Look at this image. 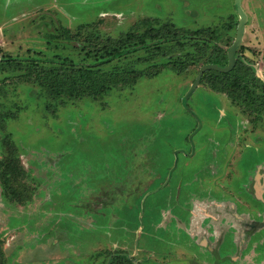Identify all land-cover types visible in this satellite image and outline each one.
Masks as SVG:
<instances>
[{
  "label": "rangeland",
  "instance_id": "obj_1",
  "mask_svg": "<svg viewBox=\"0 0 264 264\" xmlns=\"http://www.w3.org/2000/svg\"><path fill=\"white\" fill-rule=\"evenodd\" d=\"M241 6L235 60L260 80L253 102L203 79L189 95L204 61L193 48L181 68L159 59L95 98L52 95L35 77L52 58L90 63V44L131 28L167 24L227 51L234 0H0V264H106L121 252L264 264V0Z\"/></svg>",
  "mask_w": 264,
  "mask_h": 264
},
{
  "label": "trees",
  "instance_id": "obj_2",
  "mask_svg": "<svg viewBox=\"0 0 264 264\" xmlns=\"http://www.w3.org/2000/svg\"><path fill=\"white\" fill-rule=\"evenodd\" d=\"M143 23L147 24L149 20ZM172 28L173 26H167V24L160 28H145L141 31L131 28L119 37L107 38L104 42L90 44L92 45L91 48L87 47L86 50V52L92 53L94 57L90 63L80 65L70 58L61 60L52 58L51 61L55 64L41 66L39 70L41 73L37 72L35 77L37 82L46 87L52 95L61 94L68 98H82L83 96L95 98L103 93H109L108 91L115 85L133 86L138 78L145 74H148L149 77L151 73L149 70L154 69L157 63H160L161 60L159 59H165L166 64L172 66L180 63L181 68V63L192 57L189 51L191 48L197 49L196 51L199 52L198 55H195L196 60L204 59L201 67L205 64L221 66L227 64V51H223L220 47L207 50L200 46H205V42L201 41L191 43L182 41L179 39L180 34L178 32H182L183 29L173 30ZM201 32L202 29L196 30L195 36ZM193 34L194 32L191 33V36H194ZM139 50H142L139 56L127 59V56L130 57L131 53H136ZM182 53H184L183 56ZM121 56L127 59L125 63L117 65L119 62H116V66L110 70L103 68L105 64ZM157 57L159 58L156 59ZM237 57L236 55V64L230 71L221 72L212 68L205 69L198 83L202 79L208 80L215 90L227 93L233 101L238 100L239 102L245 97L247 101L253 102L254 99L251 96L260 88V80L254 76L253 72L250 73L248 66L239 61ZM137 65L143 66L137 68ZM162 65L165 64L162 63ZM116 76L123 77L117 78ZM215 84L218 86L216 87ZM258 97L263 98L264 96L257 95L255 98Z\"/></svg>",
  "mask_w": 264,
  "mask_h": 264
},
{
  "label": "water",
  "instance_id": "obj_3",
  "mask_svg": "<svg viewBox=\"0 0 264 264\" xmlns=\"http://www.w3.org/2000/svg\"><path fill=\"white\" fill-rule=\"evenodd\" d=\"M234 7H235V9L239 15V21L237 24L235 38H234L232 44L227 48V64L224 66H221L218 64H205V65H203L199 69L196 78L192 82V85H191L190 89L188 90V94H190L192 92V90L195 88V86L197 85V83L200 79L202 72L205 69L212 68V69H215L217 71L228 72L234 67L235 62H236V60H235L236 49L242 40V36H243L244 31H245V24H246V20H247V15L241 6V0H234Z\"/></svg>",
  "mask_w": 264,
  "mask_h": 264
},
{
  "label": "flooded vegetation",
  "instance_id": "obj_4",
  "mask_svg": "<svg viewBox=\"0 0 264 264\" xmlns=\"http://www.w3.org/2000/svg\"><path fill=\"white\" fill-rule=\"evenodd\" d=\"M204 236H206V235H204ZM204 236L202 235V237H204ZM207 237L209 238V236H207ZM204 238H206V237H204ZM207 239H205V241H208ZM200 245L202 247H205L206 248V251H204L205 253L206 252L207 253H212V251L209 248V246L207 247V245L203 244L202 242H201ZM106 248H101V249H105L106 250ZM188 253H190V251H188ZM132 256H134V255L133 254H130V253H125V252L116 253V254L114 253V254L108 256V258H110V263L109 264H132V263L133 264H140V263L132 260L133 259ZM105 257L106 256H104L103 258H105ZM186 258L180 259V258H178V256H176V260L173 263L174 264L175 263H177V264H185L186 262H189V264H194V259H195L194 256L193 257L189 256V259L188 260H186ZM213 258H214L213 264H219L218 261H216V256L213 255ZM197 263L198 264H203L201 261H198Z\"/></svg>",
  "mask_w": 264,
  "mask_h": 264
},
{
  "label": "crops",
  "instance_id": "obj_5",
  "mask_svg": "<svg viewBox=\"0 0 264 264\" xmlns=\"http://www.w3.org/2000/svg\"><path fill=\"white\" fill-rule=\"evenodd\" d=\"M52 245V244H51ZM54 245V244H53ZM45 247H47V250L46 251H49L50 252V250H51V247H48V246H45ZM109 256V255H108ZM108 256H106L105 258L107 259L106 260V264H109L110 263V258H108ZM109 259V260H108ZM101 264H103L102 262H101Z\"/></svg>",
  "mask_w": 264,
  "mask_h": 264
},
{
  "label": "bare ground",
  "instance_id": "obj_6",
  "mask_svg": "<svg viewBox=\"0 0 264 264\" xmlns=\"http://www.w3.org/2000/svg\"><path fill=\"white\" fill-rule=\"evenodd\" d=\"M260 176H261V175H260ZM260 176H259V177H260ZM259 177H258V178H259Z\"/></svg>",
  "mask_w": 264,
  "mask_h": 264
}]
</instances>
